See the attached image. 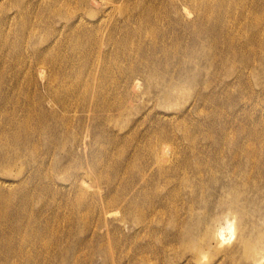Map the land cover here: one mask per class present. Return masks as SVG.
Instances as JSON below:
<instances>
[{
    "label": "rangeland",
    "instance_id": "rangeland-1",
    "mask_svg": "<svg viewBox=\"0 0 264 264\" xmlns=\"http://www.w3.org/2000/svg\"><path fill=\"white\" fill-rule=\"evenodd\" d=\"M194 1L166 0L170 20L162 23L191 21L197 28H209L208 33L210 28L221 31L226 38H221L219 48L212 47L210 33L202 48L190 35H177L178 24L177 47L172 43L157 51L144 42L146 51H154L155 62L164 60L153 72L141 57L113 61L124 26L144 0H0V19L6 20L0 40L4 132L0 140L4 143L6 132L17 129L11 122L31 127L24 134L30 145L19 141L2 151L0 188L8 193L26 186L32 196L29 203L40 210L20 213L21 226L31 220L36 232L14 233L0 224V241L27 238L29 258L35 259L31 251L35 244L44 249L42 262L44 257L58 256L52 259L54 264H227L240 254V236L247 232L238 228L243 210L225 212V201L230 199L231 208L241 207V197L234 203L235 193L226 196L222 185L237 191L241 179L252 175L251 168L244 173L234 170L235 142L237 134L248 137L249 132H241L244 126L264 132V51L255 56L254 45L241 39L244 23L227 18L215 26L212 17L202 20ZM15 5L30 8L28 25L29 19ZM46 5L55 15L47 12L49 18L36 22L35 15L43 16ZM247 5H258L264 12V0H247ZM256 16L257 12L252 18ZM45 26H53L54 31L47 33ZM82 29L87 31L81 34ZM71 37L77 47L81 42L75 52L68 44ZM230 43L246 44L248 51L242 55L249 65L232 57L233 51H225ZM191 45L197 53L182 67L185 59L180 58V50ZM85 50H89L86 56ZM73 54H83V60L88 56V65ZM37 115L40 120L35 125ZM156 133H167L172 141L166 144V162L155 161L161 159L159 147L150 154L152 164L142 171L138 159L148 153L137 146H144ZM254 135L264 138L263 133ZM184 157L189 160L181 167ZM215 161L227 166L219 172ZM242 164L253 165L245 156ZM162 168L167 173L161 174ZM211 174L220 180L211 181ZM138 193L152 200L127 208L131 196ZM248 198L251 202L244 212L251 222V242L259 252L243 264H264V192L250 190ZM61 205L65 206L58 212ZM70 208H75L74 214ZM15 215L13 207L5 217ZM193 226V233L207 228L198 231L203 246L199 260L191 235L185 234ZM54 230L58 241L52 239ZM61 249H66L63 255ZM19 255L15 245H0V264H19L24 261ZM68 258L72 259L67 262Z\"/></svg>",
    "mask_w": 264,
    "mask_h": 264
},
{
    "label": "bare ground",
    "instance_id": "bare-ground-1",
    "mask_svg": "<svg viewBox=\"0 0 264 264\" xmlns=\"http://www.w3.org/2000/svg\"><path fill=\"white\" fill-rule=\"evenodd\" d=\"M13 3L19 2V0H11ZM157 4H162L164 7L163 8H157ZM155 5L154 9H151V6ZM194 5L198 11H201V16L202 20H207L210 21L211 17L214 20L213 25L215 26H220L223 24L225 19L229 18L231 20H235L238 24L244 23V27L242 28L241 32V39L243 40H249L255 47L253 52H255V56L258 54V52H263L264 51V12L259 8L258 5L253 6H248L247 5V0L242 4L241 0H195ZM21 13L23 14L24 19L29 21H25V25H28L31 22V11L30 8H25L24 5H15ZM25 8V9H24ZM45 14L43 16H38L37 14L35 15V21L37 22L40 19L43 18H49L48 14L50 15H55L54 11L51 12L52 10L51 5H46L43 7ZM48 12V14H47ZM238 12V13H236ZM257 12V16L255 18H252L253 15ZM123 13H126V11H123ZM211 13V15H209ZM35 13L33 12L32 8V15ZM58 15V14H57ZM1 17V16H0ZM164 20H170V12L168 9V4L166 3V0H144V2L141 4V7L139 11L136 14L131 15L129 19V24L127 26H124V34L123 37L121 38L120 44L117 46V52L116 55L113 57V61H115L116 57H119L121 60L122 59H131L132 61H135L138 57H141L142 60L144 59L147 61L145 62L148 64L149 67H151V70L154 72L156 71V67L160 64L161 61L164 62V60H156L152 56V50L146 51L145 48H143L144 42H148L151 44L157 51H160L161 48L166 46L167 44H174V36L176 35V26L179 24L181 26L180 31H178L177 35H180L181 38H185L187 36H191L193 41L198 40L200 42V45L202 48H205V41L210 40L212 33L214 35L212 39V47H218L219 43L221 42V38H226L222 36L221 31H215L212 28H210V33H208L209 28L207 27H201L197 28L194 22L187 21L185 23H178L176 21H173L169 24H164L162 23ZM3 21H6L3 19H0V40L5 36L4 32V26H3ZM159 22V23H156ZM41 22V21H40ZM205 23V22H202ZM40 27H43V25H40ZM74 26H71L70 29H72ZM47 33L50 31H54V27H44ZM85 29H82L80 31L81 34H83ZM227 34H225L226 36ZM115 40V39H114ZM117 40V39H116ZM68 44L71 47L72 51L75 52L77 48L81 45V42L78 44L73 41V37L68 39ZM176 47L178 46V42L174 44ZM86 47H88L85 44ZM17 48V45H12L11 50H15ZM186 50L184 51V47L180 50L181 52V59H185L182 61V67H184L185 62L189 60L190 58H194L197 49L196 46H186ZM91 51V50H90ZM152 51V52H151ZM225 51L227 53H230V51H233V56L235 59L242 60L245 65H249L250 61L245 59L243 57V52L248 51L246 49V44L240 43V47L236 43H230L225 48ZM84 52V51H83ZM82 52V53H83ZM89 50H85V56L88 54ZM184 52V56L182 53ZM78 56V61L83 60V54H73ZM90 56V53L89 55ZM86 57L85 60H83V65L87 66L88 61ZM165 60L168 61V55L165 54ZM77 58V57H76ZM141 58H139L141 60ZM44 60H49V56L45 57ZM155 62L156 64L154 67H152L153 63ZM2 60L0 57V66H1ZM79 63V62H78ZM74 64H72L73 67ZM121 70V68H118ZM185 74V71L183 72ZM187 75V73H186ZM0 78H3V73L0 72ZM78 82V79H77ZM40 120V116H35L34 119V124L37 125V121ZM12 127H15L17 129L6 132L8 135L7 138L4 140V143L2 140H0V162H3V156H2V151L5 150V147L17 143L19 141H23L24 144L27 146L30 145V140L28 139V135L24 136L25 133L29 132L31 130V127L27 123H16V122H11ZM2 129H0V134L4 133L1 132ZM249 132V135L251 136L249 139V135L247 137V133H242L244 136L241 138L239 137L240 135L237 134L236 136V142H235V160L237 161L234 167V170H238L240 173H244L248 169L251 168V173L252 175L250 177H247L246 179L243 180L241 179V185L240 187H236L238 190L236 191L235 189H230L227 187L225 184L222 185L223 187V194L226 196L234 194V203H237L241 197V207H235L231 208L228 206V200L225 201V212H231L232 211H240L243 210V214L241 215V219H239V225L238 228L243 230L247 229V232L242 234L240 236V239L242 240V243H240V254L236 256H232L229 258V261L227 264H243V263H249L248 258L256 259L258 255V248L257 244H254L251 242L252 240L250 239L251 233H252V228H251V222H248L246 219V214L244 211H246V205L249 206V203L251 200L248 198V193L249 191L257 193H262L264 192V138L262 137H256L254 133H260L264 134V132L260 130H255V128L252 127H242L241 132ZM189 135L192 136L191 133L188 132ZM168 135L167 133H156L153 135V137H148L147 142L144 146H137V149L143 150L148 153V155L145 158H140L138 159V163H143L142 171H145L147 166L152 164L154 159L150 155L153 152H156V150L159 147H162L163 150H161V159H155L156 163L158 165L166 162L167 159V154L168 150L166 149V144L172 143L171 140H168ZM247 137V138H246ZM170 138V137H169ZM248 140L249 143H246ZM159 144H161L159 146ZM232 146V145H231ZM233 147V146H232ZM234 148V147H233ZM16 154H18L16 152ZM245 156L248 160H250V163L253 165L251 166H243L242 164V157ZM199 158V156H198ZM205 159V158H204ZM186 160H189L188 157H184L183 162L180 163V166H184L186 163ZM199 160V159H198ZM205 160H208L206 158ZM263 160V161H262ZM227 166V165H226ZM220 167L218 165V162L215 161V167H217V171H221L224 169V167ZM223 168V169H222ZM167 173V170L165 168L161 169V174ZM217 173V172H216ZM215 173V174H216ZM255 173L259 174V176L255 175ZM215 174L209 175V178L211 181H218L220 178L215 177ZM129 186H132L131 183L129 182ZM146 184H150V182H146ZM235 190V191H234ZM239 192V193H237ZM29 196H31L30 191L27 189L25 186L22 191L19 192H8L4 193L3 190L0 188V224L2 225L3 228H8L10 231L16 233V232H21V233H28L29 231H35V226H32V221L29 220V224H24L21 226L20 224V217H21V211L26 210V209H31L33 211L39 212L40 210L32 208V204L29 203ZM32 197V196H31ZM82 199V198H81ZM143 199H148V201L152 200L151 197L142 195L140 193L132 195L130 200H129V205L127 208H132V206H136L135 208L139 207V203ZM15 200L22 201L21 203L18 202L15 204ZM68 199L65 200V204L67 203ZM246 201V202H244ZM20 203V204H19ZM238 204V203H237ZM65 205L58 206L57 211L59 212L60 209L64 208ZM82 202H79L77 208H81ZM15 208L16 215L12 219H6L5 214L9 210ZM76 208V207H75ZM75 208H70L69 213L74 214V209ZM93 210V206H91ZM244 208V209H243ZM152 209V208H151ZM42 210V209H41ZM139 215V213H137ZM59 217L60 214L58 215ZM51 221L53 219L50 217ZM259 228V227H258ZM194 226L191 228H188L186 230L185 234L191 235V240L190 243L196 246L197 253L196 257L199 260V255L201 253L200 247H203L202 244L198 243L197 240V235L198 231L200 230H205V228H200L197 232L193 233ZM233 228L231 230V234L233 235ZM236 230V229H235ZM251 233H250V232ZM56 230L52 231V239H55V241H58V238L54 236V233ZM231 235V237H232ZM218 238L221 237L223 241V234L218 233L217 234ZM231 239V238H230ZM28 241L27 238H14V239H6L4 241H0V245L2 247H8L11 245H15L16 249L19 251V258L20 260H24L23 262L19 264H54V261L52 259L57 258L58 256H48L43 258V262L40 260V257L44 251L40 250L39 246H36L35 244H31L33 246L32 252L33 257H28L25 249L26 242ZM204 243H207L205 241ZM66 249H61L59 252L63 255L65 253ZM133 254H135L133 252ZM22 255H25L26 257H23ZM65 257L68 256V253L64 255ZM72 258H68L66 261L68 262ZM36 260V261H35ZM73 260L75 262H79L80 258L78 256H73ZM42 262V263H41ZM224 262V261H223ZM223 262L221 264H223Z\"/></svg>",
    "mask_w": 264,
    "mask_h": 264
}]
</instances>
